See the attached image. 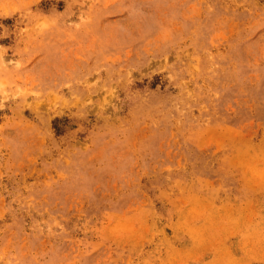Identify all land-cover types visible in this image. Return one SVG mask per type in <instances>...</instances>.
I'll return each mask as SVG.
<instances>
[{
	"label": "rangeland",
	"instance_id": "1",
	"mask_svg": "<svg viewBox=\"0 0 264 264\" xmlns=\"http://www.w3.org/2000/svg\"><path fill=\"white\" fill-rule=\"evenodd\" d=\"M0 264H264V0H0Z\"/></svg>",
	"mask_w": 264,
	"mask_h": 264
}]
</instances>
